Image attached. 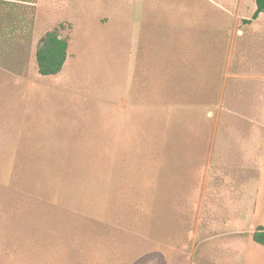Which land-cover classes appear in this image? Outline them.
<instances>
[{
    "label": "rangeland",
    "instance_id": "374dc122",
    "mask_svg": "<svg viewBox=\"0 0 264 264\" xmlns=\"http://www.w3.org/2000/svg\"><path fill=\"white\" fill-rule=\"evenodd\" d=\"M221 9L0 13V264H264V12L242 25L254 0ZM56 26L69 61L43 76L36 46ZM135 67L149 99L128 95Z\"/></svg>",
    "mask_w": 264,
    "mask_h": 264
},
{
    "label": "trees",
    "instance_id": "16d2710c",
    "mask_svg": "<svg viewBox=\"0 0 264 264\" xmlns=\"http://www.w3.org/2000/svg\"><path fill=\"white\" fill-rule=\"evenodd\" d=\"M34 2V0H0V13L3 11L19 14ZM255 9L250 18L242 19L243 23H250L255 20L260 13L264 12V0H254ZM25 13V12H24ZM3 24L0 23V28ZM56 26L44 33L39 39L35 59L37 69L41 75H55L62 70L68 54V41L59 33ZM252 240L260 245H264V225H258L252 233Z\"/></svg>",
    "mask_w": 264,
    "mask_h": 264
},
{
    "label": "crops",
    "instance_id": "0c3cea01",
    "mask_svg": "<svg viewBox=\"0 0 264 264\" xmlns=\"http://www.w3.org/2000/svg\"><path fill=\"white\" fill-rule=\"evenodd\" d=\"M227 1L228 0H218V2H220L221 3V6L224 8V9H221V10H223V11H225V10H230V11H235V13H239L238 12V10H237V6L239 5V2H240V0H230L232 3H234V5L236 6V9L235 10H231V9H227V4H225V3H227ZM212 4V3H211ZM263 13V12H262ZM262 13H260L259 14V16L255 19V20H257L259 17H260V15L262 14ZM237 19H238V24L239 23H241L242 25H245V24H249V23H243L242 22V19H246V18H242V17H240V15L238 14V16H237ZM254 21V20H253ZM239 32H241V31H239ZM69 61V58H68V54H67V58H66V63ZM65 67H66V64L64 63V65H63V67H62V70L61 71H63L64 69H65ZM135 70L138 72V70L140 71V72H138V74H137V72L136 71H134L133 72V77H132V81L133 82H135V85L132 87V90L131 91H135L134 93H128V95L130 96H133L134 98H139V97H141V98H143V100H146V99H149V97H150V93H156L155 92V90H154V87L153 88H151V87H149V88H144V85H142L141 87H137L136 86V83H140V82H146L147 83V80H148V75L146 74L147 73V70H146V72L142 69V68H139V69H137L136 67H135ZM60 71V72H61ZM59 72V73H60ZM59 73H57V74H55V75H43V76H54V77H56V76H58L59 75ZM137 75H138V77H137ZM134 76H136L137 77V79H135V77ZM139 93H140V95H139ZM124 100V99H123ZM123 100H121V102L118 104L120 107L119 108H121V107H123L124 105V101ZM127 101V100H126Z\"/></svg>",
    "mask_w": 264,
    "mask_h": 264
}]
</instances>
